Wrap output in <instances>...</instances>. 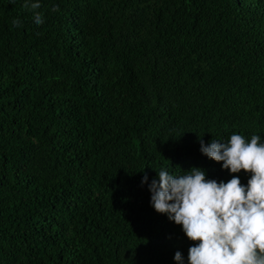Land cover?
Masks as SVG:
<instances>
[{"label": "trees", "instance_id": "1", "mask_svg": "<svg viewBox=\"0 0 264 264\" xmlns=\"http://www.w3.org/2000/svg\"><path fill=\"white\" fill-rule=\"evenodd\" d=\"M32 2L0 0V264L187 261L141 179L247 183L200 140L264 138V0Z\"/></svg>", "mask_w": 264, "mask_h": 264}, {"label": "clouds", "instance_id": "2", "mask_svg": "<svg viewBox=\"0 0 264 264\" xmlns=\"http://www.w3.org/2000/svg\"><path fill=\"white\" fill-rule=\"evenodd\" d=\"M34 13V24L43 23L39 2L25 0ZM53 12L58 6L53 5ZM13 24L19 26L20 21ZM200 152L222 162L230 174L244 170L247 183L238 175L227 182L207 179L205 170L192 167L182 173L161 167L157 178L147 184L150 205L158 213L180 225L186 237L197 243L188 248L187 261L180 251L174 254L177 264H264V138L250 139L232 133L225 140H200ZM145 168V167H144ZM143 168V169H144ZM154 168V167H153ZM143 171V170H141Z\"/></svg>", "mask_w": 264, "mask_h": 264}]
</instances>
